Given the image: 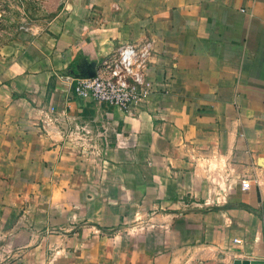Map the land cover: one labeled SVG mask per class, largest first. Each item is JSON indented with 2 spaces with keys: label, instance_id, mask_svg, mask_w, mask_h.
Wrapping results in <instances>:
<instances>
[{
  "label": "crops",
  "instance_id": "0c3cea01",
  "mask_svg": "<svg viewBox=\"0 0 264 264\" xmlns=\"http://www.w3.org/2000/svg\"><path fill=\"white\" fill-rule=\"evenodd\" d=\"M124 44L148 94L75 95ZM0 264H264V0H65L0 48Z\"/></svg>",
  "mask_w": 264,
  "mask_h": 264
},
{
  "label": "built area",
  "instance_id": "2783aa9c",
  "mask_svg": "<svg viewBox=\"0 0 264 264\" xmlns=\"http://www.w3.org/2000/svg\"><path fill=\"white\" fill-rule=\"evenodd\" d=\"M147 58L148 51H140L132 44L121 45L116 56L106 58L95 75L73 78V93L97 103L128 109L149 92L145 83ZM242 188L249 189L250 183L243 182Z\"/></svg>",
  "mask_w": 264,
  "mask_h": 264
},
{
  "label": "rangeland",
  "instance_id": "374dc122",
  "mask_svg": "<svg viewBox=\"0 0 264 264\" xmlns=\"http://www.w3.org/2000/svg\"><path fill=\"white\" fill-rule=\"evenodd\" d=\"M64 3L65 0H0V48L20 36L46 30Z\"/></svg>",
  "mask_w": 264,
  "mask_h": 264
}]
</instances>
